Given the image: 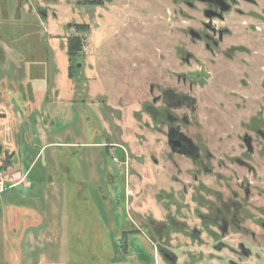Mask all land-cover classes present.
<instances>
[{"label":"rangeland","instance_id":"obj_1","mask_svg":"<svg viewBox=\"0 0 264 264\" xmlns=\"http://www.w3.org/2000/svg\"><path fill=\"white\" fill-rule=\"evenodd\" d=\"M97 1L86 12V0H46L40 17L27 13L31 4L25 0H0V264H223L221 257L203 255L214 231L195 245L174 241L187 242L193 217L185 227L168 229L167 241L153 226L159 244L140 236L146 216L164 219L163 203L156 202L161 182L168 188L175 178L191 182V164L169 157L150 112L163 108L168 91L193 97L191 125L200 127L192 126L191 136L217 151L226 94L264 96V80H257L263 69L249 83L238 80L226 89L224 81L241 76L245 62L236 53L225 69L223 53L240 46L264 52V0L259 19L230 14L232 34L212 58L203 49L205 39L189 37L190 30L206 34L204 19L183 0ZM14 4L22 7L15 11ZM242 23L260 29L257 42L251 43ZM74 24L87 28L76 31L83 48L69 62L66 27ZM258 59L264 67V56ZM199 61L210 77L193 81ZM215 126L214 142L209 130ZM216 162L209 166L212 175L205 169L198 174L192 199L214 187L216 175L237 170ZM159 252L171 253L174 262Z\"/></svg>","mask_w":264,"mask_h":264},{"label":"flooded vegetation","instance_id":"obj_2","mask_svg":"<svg viewBox=\"0 0 264 264\" xmlns=\"http://www.w3.org/2000/svg\"><path fill=\"white\" fill-rule=\"evenodd\" d=\"M25 1H27V4H31L28 5L29 8L26 4L29 15L35 13L40 17L45 16L44 11L40 9L42 8L40 5L46 0H38V4L34 0ZM86 1V12L89 9H94L96 7L94 3L99 2L97 0ZM260 1L183 0V4L190 10L200 9V15L204 19L201 28L206 33L202 34L190 30L188 35L196 42L205 39L203 45L205 54L210 58L216 57L219 50L223 48L222 44L225 38L232 34L228 25L230 14L237 18L259 19L262 16ZM14 6L15 11L22 7L15 4ZM77 25H83L84 30L87 28V24L67 26V30L71 32L68 38L80 37L76 32L79 31L75 28ZM241 26L248 28L247 33L248 37L251 38V43L252 40L257 42L260 29L256 27H253V30L249 29L246 23H242ZM256 36L257 38H255ZM223 51L226 59L224 60L225 69H230L229 64L236 53L245 62L238 71V75L241 74V76L233 77L230 74L224 81L227 90H230L238 80L249 83L250 77H255V73H259L261 69L264 70V67H261L258 62L260 55L264 56V52L262 53L260 49L252 51L250 46H240L224 47ZM189 58L190 56L185 58V63H188ZM249 61L254 62L253 65H249ZM78 66L80 67V65ZM198 66L199 71L191 79L193 81L209 79L206 64L199 61ZM260 79L264 80V76L258 75L257 80ZM185 81L186 78H183V82ZM247 88H249V85L244 86V89ZM226 95V98L223 99L226 106V112L223 116L224 130L220 135H218V126L209 130L214 142L215 136H219L217 138V151H210L201 140L191 136L190 128L192 126L195 128L200 127V124L196 121L191 125L197 112V101L193 97L168 91L161 98L163 108L155 111L156 118L150 112L152 122H159L160 129L158 130L161 131L164 138L169 157L175 156L191 164L192 169L189 170L191 182L180 183L175 178L169 188L166 187V180L161 182L159 192L163 199L160 200V196L156 202L157 204L163 203L161 206L162 210L165 211L164 219L155 222L153 218L146 216L141 235H139L143 237L146 243L159 244L160 242L157 239L160 238L156 239L153 226H159L163 229L162 240L167 241L171 238L168 229H173L174 226L185 227L188 218L193 217L196 220L194 226L189 230H185L187 242L180 237V241L173 238L174 241L181 244H189L190 242L195 245L194 243H202L201 239L206 236V233L214 231L217 233V237L209 242V251L204 250L203 252L200 250L199 253L203 252V255L205 254L209 258L221 257L223 264L226 262L227 264H264V96L255 99L253 93L239 91L236 93L234 90L229 91ZM158 100L159 98L154 99L153 103H158ZM171 110L178 112V114L171 113ZM184 111L187 114L183 113ZM234 119H236L235 122ZM234 138L237 144L232 142L231 139ZM215 161L217 162L214 165L217 167H226L230 164L236 167L237 170L229 174L216 175L217 180L214 187L210 185L204 187L200 191V195L192 199L189 190L193 186L198 187L200 182L198 174L205 169L208 175H212L213 170L209 166L213 165L212 163ZM153 162L155 166L158 165L155 160ZM172 162V164L177 165L174 159H172ZM165 195H168L169 198H165ZM181 219L183 221H180ZM232 237L233 239H231ZM128 240L129 242L134 241L131 238ZM159 254L164 259L174 262L175 256L171 253L159 252ZM183 260H185L184 256Z\"/></svg>","mask_w":264,"mask_h":264},{"label":"trees","instance_id":"obj_3","mask_svg":"<svg viewBox=\"0 0 264 264\" xmlns=\"http://www.w3.org/2000/svg\"><path fill=\"white\" fill-rule=\"evenodd\" d=\"M77 30L83 31L84 27L83 25H77L75 26ZM83 48L82 38L81 37H69L67 38L66 43V50H67V59L69 62H71L76 56L80 54ZM80 65V64H78ZM77 65V67H79ZM72 74V66L69 67V75Z\"/></svg>","mask_w":264,"mask_h":264}]
</instances>
